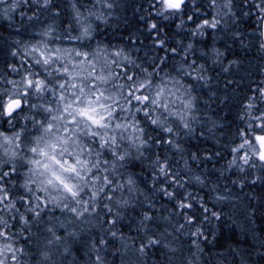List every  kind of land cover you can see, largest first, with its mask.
I'll list each match as a JSON object with an SVG mask.
<instances>
[{"label": "snow or ice", "instance_id": "6c2138e0", "mask_svg": "<svg viewBox=\"0 0 264 264\" xmlns=\"http://www.w3.org/2000/svg\"><path fill=\"white\" fill-rule=\"evenodd\" d=\"M116 6L0 0V20L30 31L6 42L0 60V264H149L157 252L153 264H202L200 217L220 214L190 162L225 160L216 171L233 186L264 184V79L239 101L230 159L186 146L221 127L208 116L219 87L210 65L229 71L224 53L198 49L197 38L234 25L243 45L239 22L255 16L264 53V0H148L144 56L101 38ZM174 20L187 43H169L164 23ZM219 177L214 202L228 199Z\"/></svg>", "mask_w": 264, "mask_h": 264}, {"label": "trees", "instance_id": "16d2710c", "mask_svg": "<svg viewBox=\"0 0 264 264\" xmlns=\"http://www.w3.org/2000/svg\"><path fill=\"white\" fill-rule=\"evenodd\" d=\"M116 7L113 10L108 25H102V39L111 41L113 44L125 45L132 50L134 56H144L146 51L152 50V39L146 31L145 19L148 13L145 9L148 7V0H115ZM144 17L145 19H142ZM19 16L17 15V20ZM178 20L164 23V31L171 37L170 44H175L183 40L187 43V34L183 31L176 30ZM240 32L244 34V44L239 40H233L230 33H222L223 28L208 33L201 38H197L196 47H215L224 53L223 67H228L229 71H222L221 66L210 65V75L214 78L213 86L216 82L219 87L216 88L217 95L214 97L215 103L212 104L208 116L215 120L218 127L213 130L212 134L200 136L196 133V138L187 141V147L191 151L211 150L215 153L220 150L225 159H230L228 153L224 150V144L230 140V133L234 132L239 121L237 112L239 101L249 86L255 87L264 79V53L259 51L258 34L255 32V16L241 19ZM237 30L233 25L230 32ZM229 32V31H228ZM20 39H30V31L23 29L19 34H15L4 20H0V60L4 59L3 50L6 42ZM139 49V51H136ZM153 54H157L153 51ZM164 55L163 51L158 53ZM229 61H236L229 65ZM227 80H233L231 87L225 88ZM235 88V92L232 90ZM214 110V111H213ZM219 141V143H217ZM204 154V152H202ZM225 160H219L214 164L209 161L206 164L199 162H190L195 172L205 174L208 181V188L198 189L204 196L208 207L220 214L217 220L207 215L209 220L200 217L199 226L207 238L204 241L202 237V247L204 248L202 264H264V248L260 246V240L264 239V184L259 181L255 184H247L240 188L238 185L233 186L230 179L219 177L216 171ZM218 189L223 191L226 187L229 189L224 194L228 199L223 202H214L211 199L209 189L212 185L217 184ZM225 177L235 179V176L226 172ZM192 190V189H190ZM167 203V201H162ZM128 232L127 227L124 228ZM135 235L134 232L130 233ZM97 237L99 233H96ZM89 239V237H85ZM187 237H181V240H187ZM80 259H86L82 255V247L77 245L73 252ZM159 257H150L149 264ZM112 257L109 256L111 261ZM118 264V261H117Z\"/></svg>", "mask_w": 264, "mask_h": 264}, {"label": "rangeland", "instance_id": "374dc122", "mask_svg": "<svg viewBox=\"0 0 264 264\" xmlns=\"http://www.w3.org/2000/svg\"><path fill=\"white\" fill-rule=\"evenodd\" d=\"M222 28H223V27H222ZM230 28H231V27H230ZM230 28L227 29V30L223 29L222 33H231V32H230ZM228 31H229V32H228Z\"/></svg>", "mask_w": 264, "mask_h": 264}]
</instances>
